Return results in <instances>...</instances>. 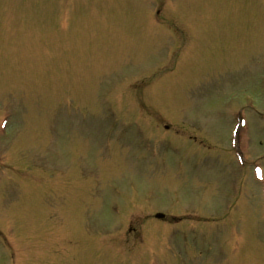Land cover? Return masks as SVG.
I'll return each mask as SVG.
<instances>
[{"label":"rangeland","instance_id":"rangeland-1","mask_svg":"<svg viewBox=\"0 0 264 264\" xmlns=\"http://www.w3.org/2000/svg\"><path fill=\"white\" fill-rule=\"evenodd\" d=\"M59 2L0 0V264H264V0Z\"/></svg>","mask_w":264,"mask_h":264}]
</instances>
